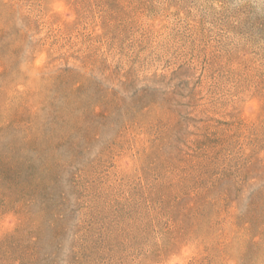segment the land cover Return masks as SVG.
Instances as JSON below:
<instances>
[{
  "label": "rangeland",
  "instance_id": "374dc122",
  "mask_svg": "<svg viewBox=\"0 0 264 264\" xmlns=\"http://www.w3.org/2000/svg\"><path fill=\"white\" fill-rule=\"evenodd\" d=\"M0 264H264V0H0Z\"/></svg>",
  "mask_w": 264,
  "mask_h": 264
}]
</instances>
